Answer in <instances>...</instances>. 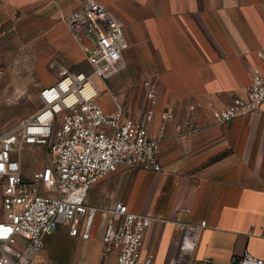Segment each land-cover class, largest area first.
<instances>
[{
	"label": "crops",
	"instance_id": "obj_1",
	"mask_svg": "<svg viewBox=\"0 0 264 264\" xmlns=\"http://www.w3.org/2000/svg\"><path fill=\"white\" fill-rule=\"evenodd\" d=\"M86 1L4 0L0 54L23 36L31 39L40 69L49 60L80 68L85 56L60 19ZM95 1L121 23L128 44L111 59L122 67L106 74L122 75L119 87L151 78L156 110L170 108L175 119L162 129L157 118L149 126L158 139L160 171L120 169L93 185L87 201H122L151 217L141 256L152 264H232L246 252L264 260V101L257 112L224 124L211 115L244 96L252 72L263 67L264 0ZM114 98L112 106L102 96L98 102L111 112ZM186 112L198 129L182 136ZM201 221L194 251L179 261L181 224ZM94 234L102 246L96 264H115L117 250L106 252Z\"/></svg>",
	"mask_w": 264,
	"mask_h": 264
},
{
	"label": "built area",
	"instance_id": "obj_2",
	"mask_svg": "<svg viewBox=\"0 0 264 264\" xmlns=\"http://www.w3.org/2000/svg\"><path fill=\"white\" fill-rule=\"evenodd\" d=\"M62 20L90 71L50 61L49 67L57 69L55 81L39 88L40 106L0 136V264H30L60 225L67 227L69 237L82 241L98 231L105 251L117 250L115 264H152L151 257L141 256L151 217L130 211L122 201L98 206L87 196L93 185L120 169L160 171L158 139L149 126L157 118L162 129L175 113L170 108L156 110L158 87L151 78L141 80L139 112L126 109L116 98L114 110L106 112L97 100L100 90L94 76L103 78L122 67L121 61L111 63L128 47L122 25L95 0ZM263 101L264 64L252 72L244 96L213 109L211 115L215 123L224 124L257 112ZM197 129L193 115L186 112L178 134L189 136ZM181 225L179 261L194 251L205 221ZM232 264L264 260L246 252Z\"/></svg>",
	"mask_w": 264,
	"mask_h": 264
},
{
	"label": "rangeland",
	"instance_id": "obj_3",
	"mask_svg": "<svg viewBox=\"0 0 264 264\" xmlns=\"http://www.w3.org/2000/svg\"><path fill=\"white\" fill-rule=\"evenodd\" d=\"M60 21L65 25L62 19ZM15 40L16 44H13L11 52L0 54V136L35 113L40 106L37 97L39 88L52 84L56 75V69L49 67L51 60L46 63L45 69L39 68L40 65L35 59L30 38L17 36ZM8 49H11V45ZM120 60L121 58L116 59L115 63ZM82 64L80 68H73L72 65L65 63L70 70L90 71L85 60ZM103 64L104 61L99 62L100 66ZM121 76L119 75L120 78ZM119 77L111 79L108 74L103 78L95 75L94 79L100 90L99 96H102L103 100L112 106L111 94H114L126 109L135 113L139 112V101L142 97L139 86L142 78L137 77L138 81L134 80V83L119 87V81L117 82ZM38 157L42 158L41 155ZM39 165L36 163L35 167ZM2 217L0 189V219ZM94 232L91 239L81 241L78 238L69 237L67 227L60 225L47 238L44 248L30 264H96L102 258L100 253L102 246L98 243Z\"/></svg>",
	"mask_w": 264,
	"mask_h": 264
}]
</instances>
